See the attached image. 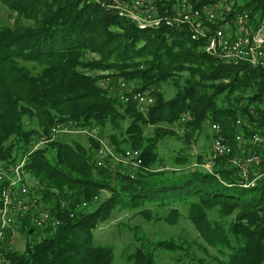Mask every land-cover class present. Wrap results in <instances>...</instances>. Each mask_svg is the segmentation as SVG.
I'll list each match as a JSON object with an SVG mask.
<instances>
[{
	"label": "trees",
	"instance_id": "obj_1",
	"mask_svg": "<svg viewBox=\"0 0 264 264\" xmlns=\"http://www.w3.org/2000/svg\"><path fill=\"white\" fill-rule=\"evenodd\" d=\"M109 2L0 0L18 19L12 26L0 24V159L16 163L25 157L30 194L48 203L51 216L60 221L39 229L24 219L23 247L8 251L7 258L11 264H113L112 248L95 244L91 231L114 210L137 209L147 220L172 224L185 206L202 242L152 241L134 231L138 245L126 259L155 264V252L161 250L187 258L177 257L173 264H204L193 246L203 251L208 246L215 250L211 259L216 262L220 256L223 264H264V66L213 54L207 34L168 15L173 2L153 0L159 21L144 26ZM190 2L199 10L206 3ZM232 7L228 17L247 13L252 29L260 28L264 0H243ZM202 16L208 31L221 23ZM88 54L96 57L89 59ZM26 63L40 69L32 73ZM112 77L118 78L115 85L132 81L135 90L153 96V103L143 108L134 101L122 102L116 86L110 94L98 83ZM163 84L174 87L169 99ZM184 113L189 118L182 123ZM65 119L78 126H108L109 134L102 136L117 150L138 149L142 164L133 173L97 166L96 142L87 139L83 145L68 138L78 136L74 134L30 147L33 137L46 139L48 129ZM177 120L190 128L186 135L205 120L218 124L213 138L222 137L231 153L207 160L198 156L192 163L179 154L173 166L161 167L159 143L176 135L165 125ZM148 126L152 134L145 133ZM255 134L260 140L253 151L249 144ZM248 151L261 161L259 170L251 166L244 178L231 159ZM102 191L108 194L102 196Z\"/></svg>",
	"mask_w": 264,
	"mask_h": 264
},
{
	"label": "built area",
	"instance_id": "obj_2",
	"mask_svg": "<svg viewBox=\"0 0 264 264\" xmlns=\"http://www.w3.org/2000/svg\"><path fill=\"white\" fill-rule=\"evenodd\" d=\"M110 5L116 8L120 14L127 15L139 25L156 24L159 18L154 14L156 7L151 0H110ZM180 14L176 17L179 22H188L192 25L194 31L205 35L208 26L203 24L204 18L208 22H214L216 15L206 6L202 10L195 9L188 0H182ZM236 20L240 24H246L249 21L247 13L238 14ZM259 30V29H258ZM254 31L250 26L244 27L243 32L238 35L230 36L217 32L216 35L209 37L208 49L215 55L226 60H241L252 65L264 66V35L259 31ZM219 31V30H217ZM116 88L119 90V100L122 102L134 101L145 108L154 101L149 92H140L135 90L132 82L118 80ZM189 118L188 113L180 117V122H185ZM240 124V120L236 121ZM214 132L220 131V126L212 123L210 126ZM78 135L91 139L97 144L96 162L97 166L107 165L114 173L122 171L133 173L142 164L141 152L135 148H126L117 150L107 137L100 135L95 127L78 126L72 120H58L49 129L46 139L38 140L32 145V149L55 139L67 135ZM236 140L241 139L240 134L235 136ZM260 140L258 135L252 136V143ZM231 147L222 137H214L210 144V159H216L231 153ZM24 160L23 157L16 163H6L0 159V264H11L7 258L8 251L20 248L22 241L20 228L24 219L36 228L42 229L47 225H57L60 221L52 217L50 210L44 207L39 198L30 194L27 185L24 182ZM258 156L248 151L243 157L234 156L231 159L240 172V175L246 178L250 167L258 162ZM209 168V163L204 165ZM65 206V202H61ZM87 206L86 202L81 204ZM72 216V214H71ZM17 244V247L15 246Z\"/></svg>",
	"mask_w": 264,
	"mask_h": 264
},
{
	"label": "rangeland",
	"instance_id": "obj_3",
	"mask_svg": "<svg viewBox=\"0 0 264 264\" xmlns=\"http://www.w3.org/2000/svg\"><path fill=\"white\" fill-rule=\"evenodd\" d=\"M153 2V0H151ZM168 2H173L171 5V11L168 15L177 17L181 10L179 5L181 4L182 0H166ZM202 1V0H201ZM206 3H203V6H206L210 9L211 12H214L216 15L215 22L220 21L221 23L216 27L213 31H206L205 35L207 34L208 38L216 35L217 32H220L225 35H238L243 32L244 27H248L251 25L250 21L246 22V24H240L234 17H228L229 13L233 12V4L241 5V0H205ZM190 2V0H188ZM154 4V3H153ZM190 5L192 6L191 2ZM156 7V6H155ZM169 12V11H168ZM158 15L156 11L154 13ZM123 16L129 18L127 15L122 14ZM234 18V19H233ZM18 21L16 13L9 11L2 3H0V24L12 26L15 21ZM219 30V31H217ZM258 30V29H257ZM259 33L264 35V20L259 28ZM96 57L94 54H88L87 58L91 59ZM28 69L35 73L40 69L38 64H25ZM87 73H96L102 74L105 71H97V70H84ZM118 79V78H117ZM117 79L108 78V79H101L99 80V84L110 94H114L116 90L113 89L115 87V82ZM113 83L111 84V82ZM132 82V81H131ZM161 90L164 93L165 98L169 99L174 94V87L169 84H163ZM23 119H26L23 116ZM213 122L209 120H205L201 124V128L197 130L190 131L187 135L185 134L186 131H189L190 128L186 126V124H181L177 121L171 123L170 125H165L166 127L173 128L176 135H169L164 138L158 146V154H159V162L161 163V167L170 168L173 166V158L175 155H187L190 158V163L195 162L196 158L200 156L202 159H209L210 158V147L209 144L215 134L210 128ZM126 123H123V128L125 127ZM97 129L100 131L101 135L106 136L110 132V128L105 126L104 128L97 126ZM146 134H152V127L148 126L145 127ZM236 133H239L238 131ZM75 135V134H74ZM60 137V136H59ZM58 138V137H57ZM68 138H72L77 142H80L83 145H88L87 138L85 137H78V136H68ZM39 139V138H38ZM56 139V138H55ZM242 139V137H241ZM37 141V137H33L31 141V146ZM241 141V140H239ZM258 144V143H257ZM257 144L251 143L249 144L254 151L256 148L255 145ZM258 162L252 166V170L257 171L259 170V163L261 161L260 156H258ZM159 166V165H157ZM251 170V169H250ZM249 170V172H250ZM27 175V180H26ZM29 174L24 172V182L26 181L28 184H31V180L29 179ZM249 175V174H248ZM108 194L107 191H102L100 195L106 196ZM32 195V194H31ZM40 200V199H39ZM44 207L49 209L50 205L46 202L40 201ZM152 210H156L152 208ZM181 215L175 223L169 224L163 220L160 221H153L147 220L138 214L137 209L133 210H114L111 217L101 223L98 227L91 231L92 240L95 244L98 245H108L112 248L113 251V264H131L126 259V255L131 253L135 247L138 245V242L134 239V231L147 239L152 241L157 239H169L172 238L176 241H191L195 239L198 242H202V239L199 238L196 230L194 229L193 225L186 217V207H180ZM161 214H165L164 212H159ZM134 229V230H133ZM21 236V240H24L23 234H19ZM24 241H22L21 245H19L20 249L23 247ZM17 247V244L15 245ZM194 254L196 257L202 259L205 263L204 264H223L222 261L224 258L218 256L221 262H216L211 258L216 254L213 248L207 246V250L203 251L196 246H193ZM188 252L190 253L192 250L189 248ZM188 253V254H189ZM156 261L155 264H173L174 260L177 257L182 259L187 258L183 256L181 253H168L161 250H157L155 252ZM192 256L191 254L188 256ZM200 264V263H194Z\"/></svg>",
	"mask_w": 264,
	"mask_h": 264
}]
</instances>
